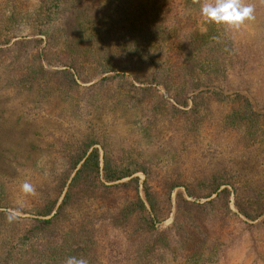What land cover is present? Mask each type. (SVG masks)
I'll use <instances>...</instances> for the list:
<instances>
[{
    "label": "rangeland",
    "instance_id": "obj_1",
    "mask_svg": "<svg viewBox=\"0 0 264 264\" xmlns=\"http://www.w3.org/2000/svg\"><path fill=\"white\" fill-rule=\"evenodd\" d=\"M90 1L98 3V0L85 2ZM29 3H32L30 12H34L32 19H54L51 26L56 28L59 42L67 40V44L76 39L81 42L88 33H93L90 23L69 25V31L64 30L66 23L74 19L71 12L66 17L64 0L30 2L1 0L0 19H24L23 13L13 5L23 8ZM184 4L183 2L181 5ZM254 13L256 38L251 44L257 46L258 62L249 60L248 51L240 47L244 43L240 38L244 36L246 24L237 31H225L222 26L205 24L201 19L198 3L185 9L180 17L182 24L189 20L185 19L186 17L198 18L197 26L200 29L197 34L191 28L193 24L188 23L189 25L183 30H178L180 28H173L171 23L161 21L152 10L147 11L143 16H136L130 8L118 5L112 19H141V23H147L150 30L158 31L160 39L156 42L152 39L153 36L141 38L133 55L136 64L127 68L131 70L130 72L120 74L111 81L112 89L109 87L108 93L112 94L115 103L113 106L118 112L115 129L110 127L112 126L110 120L114 118H111V112L108 111L112 109L108 101H96L94 98L91 105L93 97H85L94 92L96 84L101 82L102 77L100 74L96 78H87L91 75L90 68L83 76V81L87 83L81 82L80 89L72 91L67 100L64 98L67 91H59L57 85L46 89L49 96L47 99L40 97L45 92H42L44 89L39 82L35 81L31 87L21 82L26 75L23 70L12 76L15 83H19L14 85H11L8 77L0 72V153L3 155L0 156V175L4 174L0 176V182L6 184V187L0 184V210L18 211L19 217L27 219L26 231L38 224L33 221L41 218L36 214L38 207L48 199L41 192L42 186L46 181H53L55 177L52 173L55 169L62 171L66 168V154L69 148L62 146L60 142L70 139L76 129L89 131L90 125L95 123L97 127H99L98 123H101L110 129L105 130L112 136V141L107 142V149L112 151L122 164L135 169L149 170L148 181L161 188L162 214L157 224L158 230H167L174 227L176 221L180 222L174 211L177 201L180 203L179 215L187 211L186 208L195 205L206 219L209 218L207 222L201 221L200 226L204 232L197 235L194 240L185 242L183 246L177 244L171 246V249H146L151 244L153 236L139 231L125 233L118 226H113L112 221H102L95 225L91 219V223L86 225L88 228L89 226L94 228H89L90 231L86 228L83 232L80 231L79 223L90 213L92 206L83 200L79 201L80 197H77L79 203L72 206V211L66 216V222L51 227L47 233L36 230L35 235L29 233L28 237L24 234L22 240L25 244L45 241L47 236H50L48 242L52 244L48 250L55 261H59L63 256H79L86 250L90 252L97 249L99 253L107 242H114L120 249L121 256L128 253L134 256L135 261L130 259L129 264H180V261H185L184 264H203L204 261L211 260L212 253L223 247V238L227 232L228 238L242 237L245 241H249L247 233L239 235L240 237L237 234L240 225L233 220V216L227 211V203L226 205L224 203L228 193L214 201L205 202L204 197L211 190L207 188L208 184L212 185L219 181L243 184L248 181L249 185L260 191L258 196L260 202L252 199L250 190L243 189L247 190V194L241 199L244 203L242 205L254 214L264 208V2L262 0L259 5H254ZM6 32L5 29L2 31L0 40ZM237 42L239 44H236ZM229 45L232 50H236L235 55L225 53V48ZM238 47L240 49H237ZM50 51L51 56L55 57L53 59H58L53 55L56 51L54 49ZM180 57L183 64L177 72L179 77L175 78L173 63L179 61ZM228 59L230 60L227 64L219 63ZM214 60L219 62L211 64ZM243 63H246V66L241 69ZM25 64H29V60ZM97 65L102 67L103 64ZM208 68L211 69L208 74L211 81L219 86H237L239 90L235 93L230 92L231 97L226 99H204L201 93L202 97L199 95L186 106H181L170 98L166 101L162 100L161 95L157 96L158 93L152 89L149 98H142L146 88L143 87L142 81L151 82L152 78L156 77L155 82L164 83V86L159 84L158 89L164 90L168 96L178 95V92L181 96V92L187 91L193 85L197 73ZM240 74L244 75L242 78L248 79L250 84L248 81L240 80ZM199 79L202 80L204 77L199 76ZM19 80H21L20 87ZM93 82H96L95 85H88ZM17 88L21 89L17 90ZM253 96L257 100H253ZM101 107L104 110L101 111ZM67 108H76L74 114H68L69 116L66 117L58 114L59 111ZM83 108L86 110L82 111ZM193 108H196V113L192 116L190 110ZM100 117H104V124L99 120ZM16 119L18 123H14ZM9 128H12L11 133L3 134V132L7 133ZM33 130L38 132L37 137ZM8 141H11L10 145ZM58 145L62 157L57 153ZM36 148L38 155L31 156L21 165L11 163L4 157L5 151L26 155L28 152L36 153ZM140 176L144 177L143 174ZM26 181L35 187V195L25 196L21 192V185ZM164 181L170 183L177 181L176 184H182L181 187L172 190L171 196L167 197L165 188L161 187ZM253 181L256 183L253 184ZM183 185H188L199 193L198 199L188 196ZM90 217L92 216L89 214L88 218ZM68 219H71L74 229H69ZM260 226L261 229L263 226ZM256 236L260 238L258 239L260 261H257V264H264V230L257 231ZM249 247L250 245L247 246L248 250ZM183 250L184 253L188 251L186 257L182 259ZM125 262L124 259L121 264ZM217 264H241L239 249L236 247L235 252ZM244 264L256 263L247 261Z\"/></svg>",
    "mask_w": 264,
    "mask_h": 264
},
{
    "label": "flooded vegetation",
    "instance_id": "obj_2",
    "mask_svg": "<svg viewBox=\"0 0 264 264\" xmlns=\"http://www.w3.org/2000/svg\"><path fill=\"white\" fill-rule=\"evenodd\" d=\"M150 36H153L152 39H155L156 42L157 39H160L158 31L150 30L147 23L143 24L141 21L132 23L130 19H120L109 31L93 30V33H88L82 39L83 48L81 51H77V54H71L70 51L63 52L57 36L52 40L53 45L45 51L44 60L37 57L34 51L29 64L23 68L26 75L23 76L22 81H19L27 87H31L35 81L39 82L44 89L42 92H45L40 97H45V99L49 97L46 89L57 85L59 91H67L64 97L67 100L71 96L70 93H73L72 91L80 89L81 82L87 83L83 81V76L90 68L91 75H88L87 78H96L100 74L102 77L101 82L96 84L94 92L85 95V97H93L91 105L94 98L96 101H108L112 108L108 111L111 112V118H114L110 120L112 125L110 127L115 129L118 112L113 106L115 103L112 94L108 93L111 81L125 73L128 63L130 66L136 64L133 55L137 50L138 38H150ZM51 49L56 51L53 55L58 59H53L55 57L51 56ZM37 60L41 63L38 67ZM97 64H105L107 67L98 72ZM181 64H183L181 57L179 61L173 63L175 78L179 77L177 72L182 67ZM95 83L88 85L93 86ZM150 92L151 88H144L142 98H149ZM76 108H67L59 111L58 114H63L62 116L66 117L71 115ZM84 110L86 108L82 109V111ZM100 110L102 111L104 108L101 107ZM99 120H102L104 124V117H100ZM96 124H91L89 131L76 129L70 139L60 142L62 146L69 148L66 154L67 165L62 171L55 169L52 173L55 177L53 181H46L42 186L41 192L48 199H45L38 207L39 213L42 208L45 212L39 214L37 211L41 217L38 220L52 219L51 225L34 222L46 227L59 226L66 222L68 212L72 211L74 204L79 203L77 197H80L79 201L83 200L92 206L89 213L92 217L88 218L89 214L86 213L87 215L79 223L82 232L84 228L90 231L89 228L93 227L89 226L88 228L86 225V223H91V219L95 225L102 221H112L113 226H118L125 233L131 234V231H139L153 236L151 244L146 247V249L153 250L154 248L171 249V246L177 244L183 246L185 242L194 240L197 235L203 233L200 226L201 221L207 222L209 218L206 219V216L196 209L195 205L186 208L187 211H183L179 215L181 210L179 211L180 203L178 204V201L174 211L180 222L176 221L174 227L164 231L157 229L160 214H162L161 188L148 181L149 170L135 169L122 164L120 159L107 149V142L112 141L111 133L105 131L108 127L98 123L99 128ZM95 128H99L98 131ZM57 149H59L57 152L59 157H62L59 145ZM140 174H143L144 177L142 178ZM176 182L164 181L162 184L161 187L165 188L167 197L171 196L172 190L176 187H181V184H176ZM67 225L69 229H74L71 219L67 220Z\"/></svg>",
    "mask_w": 264,
    "mask_h": 264
},
{
    "label": "trees",
    "instance_id": "obj_3",
    "mask_svg": "<svg viewBox=\"0 0 264 264\" xmlns=\"http://www.w3.org/2000/svg\"><path fill=\"white\" fill-rule=\"evenodd\" d=\"M5 1L12 2L13 0ZM21 1L30 2L33 0ZM85 1L86 0H64L63 6H66V8H64L66 17L69 16L70 12L74 15V19H71V21L66 23V25L64 26V30H66V32L69 31V25L73 26L77 23H90L92 24L91 30L109 31L110 29H112L114 23L120 20L112 19L114 16L113 13L115 12L118 5H124L130 8L131 12L136 16H143L147 11L152 10L155 12L157 17L161 18V21L171 23L173 28H180L178 30H183L189 24H193V27L191 28L195 30L194 33L196 34L200 29L197 26L198 18L186 17L185 19H189L186 21V23L182 24L180 22L182 20V18L180 17H182L183 11L187 8H190V6L194 4V1L192 0H98V3H93L91 1L87 3ZM183 2L185 4L182 6L181 4ZM13 6L19 8V11L24 15V19H0V34L4 29L7 31L3 35V38L0 40V72H3L5 76L8 77V82L11 83V85L19 84L18 82L15 83L16 81L12 76L23 70L24 66L26 65L25 62H27L28 60L30 62L34 51L36 52L37 57H40L44 60L45 51L53 45L52 40H54V38L57 36L59 37L57 31L55 30L56 28H53L51 26L53 19H32V17L34 16V12H30L32 3L25 4L23 8L17 6L16 4H14ZM130 20L132 21V23H134L140 21L141 19ZM20 27H24V29H20ZM140 39L141 38H138V42L140 41ZM66 41L60 42L63 52L70 51L71 54H77V51H81V48H83L82 43L77 39L74 41L71 40V42L67 44ZM36 64L38 67L41 63L37 60ZM129 66L130 65L128 63L124 72L131 71L127 70V68H130ZM2 67H4L3 70ZM106 67V65L99 67L98 72H101ZM155 80L156 77H153L151 82L142 81L141 83L143 84V87H148L156 91L158 93L157 96L161 95L162 100L166 101L170 97V99H173L178 103H186V98L182 99L179 95V92L178 95L168 96L167 94H165L164 90L161 91L160 89H158L157 86L159 84L161 86H164V83H157L155 82ZM20 86L21 82L19 87ZM20 89L21 88H17V90ZM166 92H170V90H166ZM16 120L17 121L14 123H18V119ZM25 122L28 123L27 121ZM11 130L12 128H9V131L7 130L8 132H3V134H10ZM37 131L33 130L35 137H37ZM6 136L9 137L8 135ZM10 143L11 141H8L9 145ZM36 143L34 145V148L36 147ZM35 150L36 153L28 152L26 155L20 154L18 152L14 153L5 151L4 157L7 160H10L11 163L21 165V163H25L26 161H28L31 156L38 155L37 148ZM0 156H3L2 153H0ZM2 175L4 174L2 173L0 176ZM0 184H2V187H6V184L4 182H0ZM183 186L185 187L188 196H192L194 198L200 196L199 193L194 191V189H191V187H189L188 185ZM180 200H182V198H180ZM41 212H45L44 208L41 209L40 213ZM8 213L9 212H7L6 210H0V264H64V261L66 259V257L64 256L59 261H55L54 259H52V254L48 250V248H50V245L52 244L48 242L49 238H51L50 236H47L45 241L34 242L30 245L25 244L22 240V236L24 234L29 237V233L35 235L36 230L47 233L50 231L51 227L37 225L34 228H30L28 231H26L27 228L25 222L27 221V219L18 217V219L9 222L7 219ZM51 220L52 219L38 220L37 218L33 221L46 223V225L49 226L51 225ZM19 239H21L20 244L17 246V242L19 241ZM113 243L107 242L101 247L99 253L97 252V249L96 251L93 250L90 252L86 250L85 253L77 257H85L88 260L89 264H121L124 259L126 260L125 264H129L130 259L135 261V258L131 253L121 256V252L117 247V244ZM184 251L185 250H183L182 259L186 257L188 250L185 253ZM184 263L185 261H180V264ZM208 263V261L203 262V264Z\"/></svg>",
    "mask_w": 264,
    "mask_h": 264
},
{
    "label": "water",
    "instance_id": "obj_4",
    "mask_svg": "<svg viewBox=\"0 0 264 264\" xmlns=\"http://www.w3.org/2000/svg\"><path fill=\"white\" fill-rule=\"evenodd\" d=\"M246 3H251L253 5H259L260 0H245ZM255 14V13H254ZM255 20V19H254ZM248 21L246 22L245 30H244V36H241V40L244 41L243 44L240 45L242 49H246L249 53V57H247L249 60H253L255 62H258V52H256L257 46H253L251 44V41H253L256 36V30L254 29V24L256 22ZM259 39V38H258ZM236 44H239L237 42ZM237 49H240L239 47ZM241 49V50H242ZM234 51V52H233ZM225 53L230 54L234 53L235 55L236 50H232L231 45L225 48ZM227 60V59H226ZM230 59L226 62H219L218 60H214L211 64L213 63H221V65L227 64ZM244 66H246V63H243V67L241 69H244ZM211 69H206V70H200L198 75L193 79V85L189 87L187 91L184 90V92H181V98H186V103H178L175 101V103H178L181 106H186L190 104V101H193L199 97V95L202 93V96L205 98H220V99H226L231 97V93H235V91H238V87H227V86H219L217 85L214 81H211L210 73ZM241 75V74H240ZM199 76H203L204 79L200 80ZM244 75L239 76V79L242 80L243 82H247L248 79L242 78ZM249 83V81H248ZM250 84V83H249ZM245 88V87H244ZM249 90V89H248ZM224 91H229V93H224ZM242 94V93H240ZM201 96V95H200ZM201 96V97H202ZM219 96V97H218ZM170 98V97H169ZM251 98V97H250ZM253 100H257L255 96L252 97ZM192 113V116L194 113H196V108H193L190 110ZM205 117L207 115H204ZM210 119V118H209ZM208 119V120H209ZM194 126V125H192ZM195 127V126H194ZM260 182V181H259ZM256 181H253V184H255ZM241 183H233L232 181H219L217 183H214L212 185H209L207 188H211V190L205 194V202L206 201H214L217 199H220L222 195L227 194V199L224 200V203L226 205L227 203V211L233 216V220L237 221L239 223L238 228V236L244 233H247L248 235V240L247 243L245 241V238H238V239H231L228 238L229 233L227 232L224 235V242H223V247L217 251L212 253V258L209 260V264H217V262L226 260L228 255L231 254L232 252L236 251V247L239 249V255H240V263L244 264L247 261H251L257 264V261H260V240L259 236L257 238L256 234L257 231L260 232V230H264V208H262L258 213L254 214L252 211L248 208H245L243 205L244 203L241 201L243 196L247 194V190L243 189H248L251 191L252 199L254 201L260 202V199L258 196L260 195V191L256 189V187H252V185L248 184V181L245 183L239 185ZM203 198V197H202ZM195 199H198L195 198ZM243 204V205H242ZM260 225L263 227L260 229ZM244 239L243 241H241ZM240 240V241H239ZM250 245L249 250L247 246Z\"/></svg>",
    "mask_w": 264,
    "mask_h": 264
},
{
    "label": "clouds",
    "instance_id": "obj_5",
    "mask_svg": "<svg viewBox=\"0 0 264 264\" xmlns=\"http://www.w3.org/2000/svg\"><path fill=\"white\" fill-rule=\"evenodd\" d=\"M194 3L199 4L203 23L222 26L225 31H237L246 22L255 19L254 5L246 3L245 0H194ZM21 192L25 196L35 195L36 189L26 181L21 185ZM18 217V211H10L7 215L9 222L18 219ZM64 264H89V262L83 256H68Z\"/></svg>",
    "mask_w": 264,
    "mask_h": 264
}]
</instances>
